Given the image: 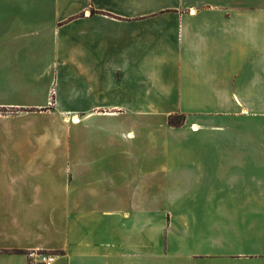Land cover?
<instances>
[{"label":"crops","instance_id":"obj_1","mask_svg":"<svg viewBox=\"0 0 264 264\" xmlns=\"http://www.w3.org/2000/svg\"><path fill=\"white\" fill-rule=\"evenodd\" d=\"M31 116L0 264H264V0H0V121Z\"/></svg>","mask_w":264,"mask_h":264},{"label":"rangeland","instance_id":"obj_2","mask_svg":"<svg viewBox=\"0 0 264 264\" xmlns=\"http://www.w3.org/2000/svg\"><path fill=\"white\" fill-rule=\"evenodd\" d=\"M49 101H52V93L50 91L49 94ZM46 119V118H45ZM47 120V119H46ZM44 120H41L39 117H26L18 120H7V121H0V145L6 147L7 145L4 143V140H1L2 137L8 136H21L26 137V135L30 132H37L40 131L42 128V123ZM55 130L58 133H62L63 128L61 126H55Z\"/></svg>","mask_w":264,"mask_h":264},{"label":"built area","instance_id":"obj_3","mask_svg":"<svg viewBox=\"0 0 264 264\" xmlns=\"http://www.w3.org/2000/svg\"><path fill=\"white\" fill-rule=\"evenodd\" d=\"M28 255L31 257H35L39 263L42 264H53L55 261V254L50 253V252H43V251H38V252H30Z\"/></svg>","mask_w":264,"mask_h":264},{"label":"trees","instance_id":"obj_4","mask_svg":"<svg viewBox=\"0 0 264 264\" xmlns=\"http://www.w3.org/2000/svg\"><path fill=\"white\" fill-rule=\"evenodd\" d=\"M181 120L182 116L180 115H169L168 117V123L173 126L180 124Z\"/></svg>","mask_w":264,"mask_h":264}]
</instances>
